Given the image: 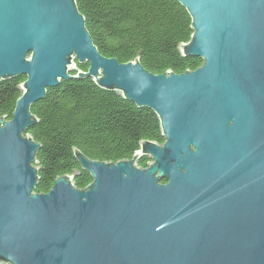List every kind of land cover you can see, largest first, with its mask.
Masks as SVG:
<instances>
[{
	"label": "water",
	"instance_id": "water-1",
	"mask_svg": "<svg viewBox=\"0 0 264 264\" xmlns=\"http://www.w3.org/2000/svg\"><path fill=\"white\" fill-rule=\"evenodd\" d=\"M177 1L179 52L203 63L154 74L103 56L77 0H0V82L25 77L0 117V264H264V0ZM73 79L153 111L164 143L118 162L74 148L91 183L37 193L31 109Z\"/></svg>",
	"mask_w": 264,
	"mask_h": 264
},
{
	"label": "trees",
	"instance_id": "trees-1",
	"mask_svg": "<svg viewBox=\"0 0 264 264\" xmlns=\"http://www.w3.org/2000/svg\"><path fill=\"white\" fill-rule=\"evenodd\" d=\"M77 5L94 44L106 58L125 63L140 56L143 67L154 74L193 71L203 63L179 52L192 29L188 12L177 0H77ZM24 80L0 82V117L12 119L21 94L18 86ZM31 111L39 122L28 133L42 145L37 155V193L49 192L57 178L73 172H77L73 181L77 188L91 183L74 148L92 160L118 162L132 158L143 140L164 143L153 111L100 89L91 79L63 81L60 87L48 89ZM149 161L141 158L138 165L145 168Z\"/></svg>",
	"mask_w": 264,
	"mask_h": 264
}]
</instances>
